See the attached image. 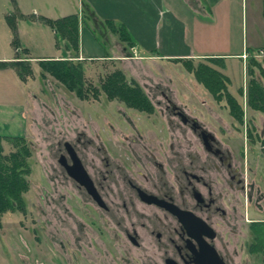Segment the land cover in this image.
<instances>
[{
  "label": "rangeland",
  "instance_id": "1",
  "mask_svg": "<svg viewBox=\"0 0 264 264\" xmlns=\"http://www.w3.org/2000/svg\"><path fill=\"white\" fill-rule=\"evenodd\" d=\"M22 1L30 12L25 18L16 13H22L17 0H0V56L18 57L27 50L34 56L52 53L51 40L58 39L50 25L21 23L22 37L19 21L35 17L32 0ZM43 1L45 3L38 0L40 5ZM74 2L78 11V0ZM9 17H13L16 27ZM215 21L214 26L207 29L208 36L198 37L200 42L207 41L205 50L222 51L232 40V49L241 51L242 57L223 58L215 63L209 61V57L164 59L159 56L149 61L138 57L120 62L107 56L80 59V55L74 57L75 50L67 46L70 58L81 60L84 66L85 88L89 90L85 99L70 91L60 78L44 69L40 61L31 62L32 72H25L23 79L16 68L0 73V135L22 137V142L4 139V154L23 152L25 167L20 178L26 187L21 192V201L11 199L14 208L0 216V264H101L98 253L77 242L78 219L85 213V207L93 209V205L85 202L86 193L63 171L59 163L61 149L65 141L74 142L80 134L93 141L88 143L89 152L97 155L103 147L112 158L118 154L125 158L130 150L129 141L136 136L147 141L165 139L169 147L171 141L180 138V131L169 118H173L176 127L179 119L165 108L167 102L163 94L214 132L243 167L248 194H231L232 201L238 202L242 217L235 218L232 226L237 233L231 232L228 239L234 264H264V252L252 251L256 235L248 222L264 221V112L255 109L249 101L252 80L264 88V0H229V7L220 16L216 15ZM107 24V31L120 36L113 25ZM41 26L49 31L43 33ZM84 34L87 44V34L91 33L85 31ZM96 35L101 42L97 48L99 53L119 50L105 43L100 30L97 29ZM217 37L221 48L213 43ZM23 38L28 48L23 45ZM65 42L60 40L63 45ZM128 45L130 53L133 44ZM249 48L253 51L249 52ZM208 65L227 75V89L243 108L242 122L232 112L225 96L218 100L196 77V71ZM118 71L125 75L128 84L144 91L155 107L153 113L132 109L120 98L111 99L103 83ZM22 109L25 123L21 126ZM185 129L183 126V133ZM125 161L129 163V159ZM93 214L98 215L94 211Z\"/></svg>",
  "mask_w": 264,
  "mask_h": 264
},
{
  "label": "flooded vegetation",
  "instance_id": "2",
  "mask_svg": "<svg viewBox=\"0 0 264 264\" xmlns=\"http://www.w3.org/2000/svg\"><path fill=\"white\" fill-rule=\"evenodd\" d=\"M163 95L165 108L179 119L177 128L169 118L180 131L169 147L165 139L136 136L125 158H112L103 147L89 152L93 141L84 134L64 142L59 163L93 205L78 219L77 242L98 253L101 264H234L228 235L242 216L231 194H248L243 167L214 132ZM73 152L99 199L72 176L78 174ZM248 222L251 228L258 221Z\"/></svg>",
  "mask_w": 264,
  "mask_h": 264
},
{
  "label": "crops",
  "instance_id": "3",
  "mask_svg": "<svg viewBox=\"0 0 264 264\" xmlns=\"http://www.w3.org/2000/svg\"><path fill=\"white\" fill-rule=\"evenodd\" d=\"M74 1L45 0V3L43 1L40 5L38 0H32L31 4L34 6L32 11L37 19L35 17L34 20L22 19L19 21L22 37L24 36L21 31V23L28 22L43 25V22L38 19L40 16L57 19L77 13L81 20L80 59L107 56L106 58L124 62L138 59V57L149 61L157 56L164 59L207 58L212 56L224 58L242 57L241 51L232 49L234 47L231 43L232 40L227 44L224 43L226 49L222 51H206L205 44L207 41L200 42L198 40V37H201L200 35L208 36L209 31L207 29L214 26V22L217 21V19L215 21V16L218 14L220 16L229 7V0H78V11L76 9L77 3ZM17 2L22 13L30 15V12L25 7L26 3L22 0H17ZM38 5L40 8L37 7ZM109 22H113L114 26H124L126 28L133 41L130 53L127 50L129 47L127 42H124L115 33L107 31V23ZM97 25L98 27H95ZM97 29L100 30L105 43L119 48L116 53L103 54L98 52V43L101 42L96 35ZM41 30L43 33L49 31L42 26ZM224 30L228 32L229 29ZM85 31L91 33L87 34V44ZM213 37L214 39L216 38V36ZM60 40L58 42V40L52 38L49 46L53 52L50 54L34 56L28 50H25L26 53L21 54L20 57L36 63L47 58L60 59L65 56L70 57L71 52L66 49L68 42L62 39L66 41L63 45ZM214 41L213 43H217L216 46L219 45V48H221L219 37ZM56 42L59 44L57 45ZM23 45L28 48L25 39ZM16 57V55L0 56L2 60L9 61L18 59ZM6 70L8 69L0 70V73ZM19 116L24 118L22 126L25 123L23 109L20 110Z\"/></svg>",
  "mask_w": 264,
  "mask_h": 264
},
{
  "label": "trees",
  "instance_id": "4",
  "mask_svg": "<svg viewBox=\"0 0 264 264\" xmlns=\"http://www.w3.org/2000/svg\"><path fill=\"white\" fill-rule=\"evenodd\" d=\"M14 1L16 2V0ZM16 13L21 18L26 17V15L21 12ZM38 19L55 29L58 42L59 39H64L68 42V47L76 52L74 57L79 56L81 25L79 14L74 13L57 19L40 16ZM13 20V17H9V21L15 26ZM109 23L114 26L113 22ZM114 28L120 33L122 40H125L128 44H133L129 33L124 26H114ZM17 46L19 45L17 44L16 47ZM248 51L252 52L253 50L252 48H249ZM16 58L18 59L10 61L2 60L0 58V70L16 68L15 70L18 75L23 79L25 77V72H32V70L30 71L31 61L20 56ZM223 58L224 57L218 56L209 57L207 59L215 63ZM79 61L81 60L76 61L75 59L65 56L63 59H43L40 60L39 63L44 69H47V71L60 78L70 91L75 92L80 98L85 99L89 95V90L85 88L84 66L82 62ZM196 77L207 85V88L218 100L221 101L225 96L232 112L237 116L239 121H243V108L237 103L234 96L227 89V75L208 65L202 67L201 71H196ZM103 89L108 92L111 99L120 98L132 108L149 113H153L155 110L152 101L144 91L137 85L132 86L131 84H128L125 81V75L121 71L110 74L103 83ZM249 101L255 109L264 112V88L256 80L251 81L249 87ZM6 138L12 139L16 142H22V137L20 136L10 137L0 135V216L14 206L11 199L16 200L17 202L19 200L21 201V192L26 190L25 181L20 178L22 170L25 167L22 162V158L25 155L21 150L11 152L10 154H4L3 141ZM19 184H21V187H19ZM16 209H18V206ZM251 228L256 235V240L251 247L252 251L264 252V221L256 222Z\"/></svg>",
  "mask_w": 264,
  "mask_h": 264
},
{
  "label": "water",
  "instance_id": "5",
  "mask_svg": "<svg viewBox=\"0 0 264 264\" xmlns=\"http://www.w3.org/2000/svg\"><path fill=\"white\" fill-rule=\"evenodd\" d=\"M66 145H70V143L67 142ZM72 155H73V158H74L75 163H76V166H75L76 167V173H78L80 175V177L77 176L78 174H76V175L72 174V176L74 175V177L80 183L84 184L87 187L88 191L90 193H92L96 199H99V196L97 195V191L95 190V187H94V185L91 181V178L88 175L86 169L84 168V166L82 165V163L80 162V160L78 159V157L76 156V154L74 152L72 153ZM77 167H78V169H77Z\"/></svg>",
  "mask_w": 264,
  "mask_h": 264
}]
</instances>
